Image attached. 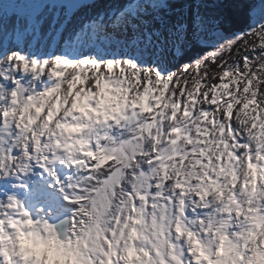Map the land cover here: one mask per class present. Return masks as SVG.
Instances as JSON below:
<instances>
[{"label":"snow or ice","instance_id":"snow-or-ice-1","mask_svg":"<svg viewBox=\"0 0 264 264\" xmlns=\"http://www.w3.org/2000/svg\"><path fill=\"white\" fill-rule=\"evenodd\" d=\"M204 7L0 0V264H264V24Z\"/></svg>","mask_w":264,"mask_h":264},{"label":"trees","instance_id":"trees-1","mask_svg":"<svg viewBox=\"0 0 264 264\" xmlns=\"http://www.w3.org/2000/svg\"><path fill=\"white\" fill-rule=\"evenodd\" d=\"M258 0H231L224 4L218 0L213 7L205 6L203 11L208 15H222L229 20V31L250 30L252 26V10ZM238 4V6H236Z\"/></svg>","mask_w":264,"mask_h":264},{"label":"rangeland","instance_id":"rangeland-1","mask_svg":"<svg viewBox=\"0 0 264 264\" xmlns=\"http://www.w3.org/2000/svg\"><path fill=\"white\" fill-rule=\"evenodd\" d=\"M218 0H203L205 6L213 7ZM224 4L229 3L231 0H220ZM100 4L108 3H123L125 0H97ZM51 11V10H49ZM252 27L258 28L260 24H264V0H258L255 2L254 8L252 10ZM250 28V29H251Z\"/></svg>","mask_w":264,"mask_h":264}]
</instances>
